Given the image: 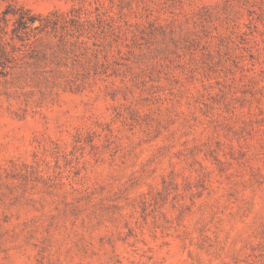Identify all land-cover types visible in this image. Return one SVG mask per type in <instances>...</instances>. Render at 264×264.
<instances>
[{
    "label": "rangeland",
    "instance_id": "1",
    "mask_svg": "<svg viewBox=\"0 0 264 264\" xmlns=\"http://www.w3.org/2000/svg\"><path fill=\"white\" fill-rule=\"evenodd\" d=\"M0 264H264V0H0Z\"/></svg>",
    "mask_w": 264,
    "mask_h": 264
}]
</instances>
